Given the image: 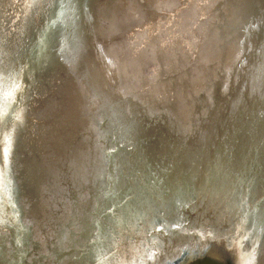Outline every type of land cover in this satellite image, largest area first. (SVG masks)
I'll return each mask as SVG.
<instances>
[{"label":"water","instance_id":"95a60500","mask_svg":"<svg viewBox=\"0 0 264 264\" xmlns=\"http://www.w3.org/2000/svg\"><path fill=\"white\" fill-rule=\"evenodd\" d=\"M242 1L128 0L134 6L122 24L125 30L122 21L114 25L112 17L102 14L106 3L112 5L107 0H22L12 14L0 18V54L10 66L18 64L17 71L0 78V264H117V257L121 264H264V9L253 20L252 43L248 40L247 49L243 45L237 61L230 63L224 55L230 44L220 47L224 30L241 33L244 13L238 23L233 18L225 23L220 15L234 16L236 2ZM232 4L235 9L228 12ZM249 5L246 19L252 18L256 0L244 2L242 12ZM133 13L140 15L139 27L146 28L139 37L129 22ZM152 23L161 33L156 45L148 47ZM80 26L83 35H93L91 43L74 45L70 35ZM57 29L64 30L59 43L66 39L65 47L73 49L46 72ZM120 40L126 45V64L114 50ZM16 43L18 54L25 50L23 58L12 55ZM139 46L148 72L144 78L131 62ZM169 57L183 68L165 70ZM162 60L170 62L163 66ZM118 66L120 83L101 89L98 82L108 68ZM98 89L101 97L110 93L111 102L101 104L97 115L91 107ZM152 97L159 100L148 104ZM131 102L151 114L162 103L159 109L171 114L158 121L168 123L167 128L149 135L156 116H144L135 129L120 135L118 153L102 155L94 148L97 135H105L106 120L114 129L121 124L124 106L129 109ZM28 121L33 129H26ZM33 148L43 149L42 161L30 160ZM109 155L122 170L112 182L106 179ZM103 157L104 184L97 188L109 190L120 177L117 192L128 208H122L120 217L115 212L111 227L110 219L102 218L109 210L100 207L102 235L93 237L90 221L83 231L81 223L75 226L65 197L72 185L78 202L92 205L91 186L59 185L58 179L60 169L68 175L69 169L76 172L82 166L81 179L95 180V159L103 162ZM22 162L28 170L41 164L33 181L25 171L17 172L15 164L21 169ZM59 213L62 226L53 220L57 230L46 229L44 217ZM110 233L115 238L109 239ZM87 234L83 250L80 241Z\"/></svg>","mask_w":264,"mask_h":264},{"label":"bare ground","instance_id":"6f19581e","mask_svg":"<svg viewBox=\"0 0 264 264\" xmlns=\"http://www.w3.org/2000/svg\"><path fill=\"white\" fill-rule=\"evenodd\" d=\"M21 1L22 0H0V18L5 13H7V15L12 14L15 11V9L18 8V6H19ZM107 1H111L112 5L109 4V3H106L105 6L102 9V14L104 16L105 15L106 16L109 15L110 17H112V20L114 21L113 22L114 25H115V23H117V25H119L120 22L122 21L120 28L125 30V28L123 27L122 24H123V22H124V24H126V22L124 20H125L126 15L128 14V10H130V8L132 6H134L133 3L129 2L130 3L129 4L128 0H107ZM246 1L249 2L250 0H243L242 2H236V6L237 7H236V10H235L236 13L234 14V16H228L226 18V17H223L222 15H220V17L222 18V20H224L225 23L228 20H231L232 18L236 21V23H238V21L243 18L242 17V13H244V20H243V26L241 27V33L238 34L237 31L233 32L232 31L233 28L229 27V28H227L226 30H224L222 32V35L220 37V40H222V41H220L221 42V45H220L221 48L225 47L227 44H230V46L225 47V48H229L230 47L231 51L228 50L229 52L226 51L224 53V55L227 54V58L230 60V63H232V61L234 63L235 61H237L239 59V57L241 56V49H242L244 44H245V49H247L248 40L252 43V36H250V32H252V29H253L254 24H255L253 20H255V17H259L261 14H263L264 0H262V1L256 0V6H255L254 13L252 15V18L251 19L248 18V15H247V19H246L245 18L246 11H248L250 8H252L249 5L248 8L245 10V12L244 11L242 12L241 6ZM192 3L194 4V2H192ZM232 8L235 9V5L234 4L231 5V7L228 9V12H230V10H232ZM133 14H134L133 18H132V20H129V22L131 23V21H132V23H134L131 26L132 30L135 29V28H138V29L135 30L134 36L139 37V35L141 33H145L146 34V28H143L145 26L139 27V25L142 22V20H140V17H139L140 15L138 13H133ZM131 15H132V13H131ZM86 18H85V20H86ZM171 21L172 20L169 19V23H172ZM84 23H83V26H84ZM248 24H249V27L247 28V30L244 31L243 28L248 26ZM260 24H262V23H260ZM93 25H94V22H93V24L91 23V26H93ZM83 26H80L76 30V32L74 34L70 35L74 39V45H76L77 43H80V44L83 43L85 45V44H87V43H89L91 41L90 39H93V35L90 36V39L88 38L89 36L86 37V35H83L85 33V31H84L85 29H84ZM91 26H90V28H91ZM151 26H152L151 34H149V36H148V38L146 40L147 43H148V47L151 44H153L154 46L156 45V42L158 40V35L161 33V30L158 28V25L152 23ZM94 27L99 28V25L98 26L94 25ZM24 30H21L23 32V34H24ZM234 30H236V29H234ZM246 32H247V36H246ZM63 34H64V30L63 29H57L56 30V33L54 35V38L56 36L55 42H54V46H53L52 51L50 53V57H49L46 65L44 67L46 69V72H48L50 67H52L53 65H57V63L60 62V60H63V62H64V60L67 59V56L71 55V51H72L73 47H69V48L67 46L65 47L66 39L62 40L63 41L62 43H59L61 37L63 36ZM118 37L123 38L124 35L118 34ZM130 37L131 38L128 39V40L133 39L132 34L130 35ZM54 38H53V40H54ZM18 47L19 46L16 43L14 45L12 51H11L12 55L15 56V53H16V55H18L19 57L23 58V55H24L23 52H25V50L23 49V51L20 54H18ZM160 47L162 48L164 53L167 55V53H168V45L163 42L160 45ZM139 48H140L139 50L137 49V50L133 51V53L135 55H137V56H133V59L131 60V62L134 63L137 68L141 69V71H138V73H141L139 78H144V76L145 77L148 76V72H146L144 70V66H145L144 64L145 63H144V59H143V54L140 51L142 48H141V46H139ZM172 49L177 50V46L173 47ZM114 50H115L116 54L117 53L119 54L118 55V60L124 61L123 63L126 64L125 57H124V52L126 51L125 42L121 41V40L119 42L117 41V52H116L115 48H114ZM120 56H121V58H120ZM169 58H170L171 63H170L169 67L166 68V66H165V68H166V69L164 68L165 70H170V69L175 70V69L183 68L181 66V64H178L175 61L176 58H174V57H169ZM165 60H162V65L163 66L167 65L170 62L169 61L168 63H166ZM7 62H8V64H7ZM13 68H15V69L13 70ZM17 69H18V64L10 66V61H7V59L4 58L3 53L0 54V78H2L4 80L8 76H10L13 71H17ZM118 69H122V66H120V67L118 66V68H115V69L114 68L112 69V67L108 68L107 72L105 73L106 78H103L104 79L103 81L101 80L100 82H98V84L99 83L101 84V86H99V87L100 88L101 87L108 88L111 85L113 86L114 84H116V82L120 83V80H118V78H117L118 74H116V72L119 73ZM98 84L96 85V87L98 86ZM94 91H96V90H94ZM163 91L164 90H162V92ZM102 93L103 92L100 89H98L97 90V94L98 95L96 96V92L93 95L94 97L92 98L91 110L94 111L95 113H97L95 111L96 109L100 110V105L101 104L104 103V106H105V104L111 102L110 93L106 94V97L104 96L105 98L101 97ZM120 93H121V90H120ZM118 96L115 95V97H117V98H118ZM144 97H146V96H144ZM146 100H147L148 104H150L152 102V100H159V98L158 97L157 98H153L152 97V98H149V99H146ZM131 104H132V106L129 109H125V106H124V111H122V107H119V108H121L120 110L123 112V115H124L121 124L116 125L115 126L116 128L114 129L112 127V124L108 125V120H106L105 121V125H104L105 126V132H106L105 135H102V133H101V135H102L101 137H99L97 135V139L98 140H95L96 141V145H95L94 148L95 149L98 148L102 155H104L103 154L104 152L105 153H113V154L118 153L117 149H116V143L119 142V140H121L120 135L122 136L124 132L129 133L130 130L135 129L143 121V119H145L144 116L151 117L154 114L156 116V118H154L155 119L154 122H152L151 128L148 129L149 135L154 130L166 129L167 128L168 123H165L164 125H161V123L158 121V118L160 116H162V115L163 116L166 115L167 119L170 117L169 116L170 112L168 110H166V113H164L163 110L159 109L161 107L162 103L160 105L156 106V109L154 110V112H152V114L148 113L147 111H145V113L143 111H141V108L138 106V104L136 102L135 103L131 102ZM109 106H110V104L108 105V107ZM165 107H166V105H165ZM97 115H98V113H97ZM97 115H95V116H97ZM110 115H111V113H110ZM113 115H114V113H113ZM113 115H111V117ZM111 120H112V118H111ZM170 120H171V118H170ZM170 120H169V122H170V126H171V121ZM93 121H94V124L96 125V120H93ZM136 123H138V124H136ZM25 127H26V129H28V127H29V129H31V128L33 129L32 121H28V123L25 125ZM116 136L118 137V139H117ZM123 142H124V145L125 144H129V143H126L125 141H123ZM129 145L131 146V144H129ZM119 149L120 148H118V151H119ZM93 150L91 152L92 155H93ZM82 152H83L82 146L81 147L78 146L76 157L80 158L82 156ZM40 154H44L42 148H33L31 150V153L29 152L30 160L32 161L35 158L36 160L38 159L39 162L42 161V160H40V157H39ZM25 156H23L24 159L26 158ZM108 158L110 159L109 160L110 161V163H109L110 164V171H108L110 173L106 174V179H108L110 182H112L113 181L112 177L115 176V174L119 175L120 173H122V170H121L120 165L118 166V163L115 160V157L113 158V157H111L109 155ZM95 161L97 162V164H96L97 166L94 167L95 174L97 175L95 180H90L89 182L85 181V178L87 180L86 176L81 179V176L83 175V172H84V169H82V166H81V168L78 167L79 170L76 169V172H74L73 170L69 169L68 175L69 176H73L71 179L67 178L68 177L67 173H65V171H62V169H60V171L62 172L61 173L62 176H60V178L58 179V181H59L58 184L59 185L63 184V183H66V184L67 183L68 184L75 183V185H79V182H83V184H88V186H91V191H92L91 192V202H92V205L90 203H89V205H87V204L84 205V202L82 200H80L78 202V200H79L78 199V193H76V191H75L76 187L74 188L72 185H69L70 188L67 191V194H69V196L71 197V201H72V203H71V205H72L71 218H73V219H71V220H73V222L75 223V226L77 224L79 225L80 223L82 224L81 228H80L81 231H83L85 226L88 229V224H89V221H90L92 228L89 230V233L93 234V237L94 236H98V234L102 235V230H101V225H100V220H102V219L101 218L99 219V214H101L100 207L102 208V210H106V211L109 210L108 212L105 211L106 213L103 215L102 218L106 219V220L110 219L111 227L114 225V223L116 221V217L114 218L115 212H116L117 216L120 217V212H121L122 208L123 209H127L128 208V204H127L128 202H127L126 198L124 197V195L119 193V192H117V186L118 187L122 186V183H121L122 179L120 177H118L119 180H117V183H116L117 186H116V184L114 182V187L113 188H111L109 190L108 189L107 190L106 189L105 190H101L100 189L101 192H99V189L97 187L99 186V188H100V185L104 184V180L101 177H102V174H103V170L105 171V168H106L105 167V162H107V159L105 160V158H104L103 162L99 161L98 159H95ZM15 166L17 168V172L21 171L23 173L25 171L26 174L29 176V181H33V176L35 175L37 170L39 171L41 164H38V166H37V168L35 170H33V168L31 170L25 169V166L23 165V162L21 163V167H22L21 169H20V167H19V165L17 163L15 164ZM100 171H101V173L97 174V172H100ZM63 172H64V174H63ZM16 174L19 175V178L21 177V174H19V173H16ZM50 179H52V176H51ZM24 187L25 186L22 185L21 186V190H23ZM96 188H97L98 196L100 195V193H102L101 197H103V198L100 199L101 201L98 200V198H97ZM54 194H55V192H54ZM54 194H53V200L55 199ZM56 195H58V193ZM74 200H76V203H77L76 206L74 205ZM85 206H87V207H85ZM68 210H70V208H68ZM60 211H64V209H60ZM46 218H47V216H46ZM97 218H98V220H97ZM49 219H52L51 221L55 220L57 223H59L62 226L63 214L59 213V214H56L54 216H52V214H51L50 216H48L47 220H49ZM96 220H97V222H96ZM51 221L48 222V225H50L49 228L57 230L56 228H57L58 224L54 225V223L51 222ZM123 221H124V217H123ZM38 224L42 226L44 223L39 221ZM124 227H125V224H124ZM46 229H47V227H46ZM74 232L76 233V235H78V230L74 231ZM109 235H110L109 239H110V237L111 238H115L113 236V234L110 233ZM125 235H126L125 237H127V239H129V241H130L129 233L126 232ZM87 237H88V234L85 236L84 241H80V243L82 244V247L83 246L86 247L85 244H86V242H88ZM84 247H83V250H84ZM112 249L113 248H111V250ZM38 251L40 253L42 252L41 250H38ZM111 255H112V252H111ZM114 255H115V257H117L116 256L117 255V250H113V256ZM128 259H129V255L127 254V259L126 260L128 261ZM131 259L132 258H130V261H131ZM115 260L117 261V264H121V259L119 257H117ZM105 264H108V261Z\"/></svg>","mask_w":264,"mask_h":264},{"label":"rangeland","instance_id":"374dc122","mask_svg":"<svg viewBox=\"0 0 264 264\" xmlns=\"http://www.w3.org/2000/svg\"><path fill=\"white\" fill-rule=\"evenodd\" d=\"M182 69V68H181ZM67 192V191H66ZM66 200H67V210H68V208H70V206H71V203H72V201H71V197L69 196V194H67L66 196ZM52 201H54L53 200V198L51 199V200H49V202H52ZM70 203H69V202ZM70 204V205H69ZM54 205V203H51V206H53ZM63 207L64 208H62V209H64L65 210V206L63 205ZM61 212H63V211H61ZM45 219H48V216H47V218H46V216L44 217ZM52 218V217H51ZM52 219H49V221H51ZM48 221V220H47ZM42 226H46L45 224H43ZM47 227V226H46ZM50 227V225H48V227L47 228H49Z\"/></svg>","mask_w":264,"mask_h":264}]
</instances>
